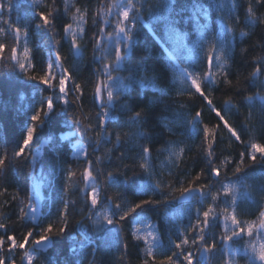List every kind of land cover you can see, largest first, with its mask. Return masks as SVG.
<instances>
[{
    "label": "trees",
    "instance_id": "trees-1",
    "mask_svg": "<svg viewBox=\"0 0 264 264\" xmlns=\"http://www.w3.org/2000/svg\"><path fill=\"white\" fill-rule=\"evenodd\" d=\"M115 0H70L72 11L76 7L87 9V20L85 28L87 36L81 42L82 53L74 55V50L70 49V44L62 40L63 23L69 21V16H64V0H55L57 11V23L53 32L37 31L34 27L35 17L31 7V0H12L13 8L9 12L7 8L3 12L5 19H11L15 24L22 27L19 51H23L25 42L23 25L27 22L31 25L27 45L31 49L35 71L29 70L30 74H40L41 69L49 59L55 58L56 54L61 55L63 68L68 69L74 77L75 82L81 83L84 88L83 103L80 107L69 105L67 111H61L62 106L58 105L56 112L44 126L37 125V132L34 134V142L30 146V151H26L21 158L12 155V150L22 141V136L26 132L27 126L31 123L30 115L35 107L40 106L42 96L50 94L51 90H46L43 85L36 81L28 80L17 68L13 69L7 65L10 63V52L7 50L0 54V158H5L6 165L0 171V223L8 226L9 234H14L18 239L28 231L33 230L34 236L39 237L42 227L49 222L63 226V221L59 219V214L64 210V202H67V230L62 235H54L46 245L39 246V250L34 253V264H141L146 259L143 249L146 247L142 241L134 239L132 233L134 229L139 230V235H145V226L151 225L158 238L157 255L160 251L172 249L171 241H178L181 232L188 229L190 225L196 223L197 208L205 210L211 203V194L208 192L203 202L195 197L185 203H177L180 193L176 189L187 187L189 182L198 172L203 170L204 175L198 183L212 184V191L220 190L225 183L235 185L234 195L237 197L236 215L242 222L256 221L258 223V212L264 207V194L261 193V186H264V163L252 164L245 159V173L235 174L236 163L239 162V153L244 150L243 145L234 141L230 144V134L221 124L217 130L218 136L214 153V164L220 166V177L210 175L212 165L207 163V157L203 151L202 130L198 134H191L184 126L183 121L194 115L193 109L202 110L203 123L211 126L217 124L214 113L208 111L207 105L202 103V98L195 95L189 98L187 95H180L189 85L181 83L183 77L182 70H189L193 63L194 56L198 53L203 56L204 52L197 49V53L189 52L186 48L176 50L172 43H163L166 39L164 34V24L154 17L161 15V10L156 5L159 0H135L136 4L143 5V19L137 22L133 30V40L127 50L122 46L124 60L112 72L114 79L110 81L112 90L121 92V83H128L130 75L134 74L137 81L144 78L150 80L153 75L160 79L157 81L158 87L164 88L167 95L163 98V103L157 104L154 109L155 115L148 119L139 129L136 125L127 123L131 113L124 111L120 107V101L109 106V119L106 122L108 132L107 139L101 138L99 147L90 142L85 136L63 138L64 133L73 132L74 126L68 123L73 113L81 119L82 124L97 123L95 117L100 110L94 99V82L104 79L102 75L101 57L103 52H94L91 43L93 34L97 28L93 27V16L98 11L99 4H112ZM195 0H173L176 5V12L173 15L183 13L184 19L181 23L180 31L189 35V44L196 40L199 33L196 31V24L189 25L187 15L191 11V3ZM204 3H211V0H203ZM225 5L229 0H217ZM250 0H236L238 7L236 13L240 23L236 24V16L231 19L223 12L215 9L209 13L206 21L212 30L205 40V49L208 48V41H212L213 32H220L223 26L234 28V33L229 35L231 50L228 52L227 74L231 81V87L223 82L224 73L217 70L216 79L218 85L211 91L210 98L214 105L223 111L225 101L231 99L234 105L230 111L224 112L230 124L237 127L248 126L254 129V136L251 133L241 132L242 139L250 143V136L255 142L264 143V113L260 110L259 101L254 102L253 107L245 102L246 96H256L257 93L264 95V73L255 82L250 78V73L256 66V61L264 57V24L257 22L254 26L248 25L245 19L246 7ZM254 4V0H251ZM53 0H44L45 5H50ZM19 5V8L16 5ZM40 10H46L41 8ZM101 13L105 9H99ZM20 17L18 20L17 17ZM134 13L130 12V16ZM256 15H264V5L256 7ZM223 16V21L221 20ZM115 23L117 15H101L99 26L105 27L108 32L113 29L103 23L104 20ZM201 23L204 19L201 18ZM75 26V25H74ZM189 28L191 31L189 32ZM153 29L161 37L156 39ZM245 32L247 35L241 36ZM55 40H62L60 45L55 44ZM3 38L0 37V42ZM106 39L104 40L105 45ZM111 55L108 60H114V49L109 50ZM172 52L174 62L169 61L168 55ZM82 55V58H81ZM113 66V65H112ZM199 67V65H197ZM264 68V63L260 64ZM60 71V69H58ZM57 71V73H59ZM72 80L68 84L71 87ZM140 93L138 96L137 93ZM75 95V93H73ZM159 97L158 92H154L151 87L141 89L138 84L134 89L129 90L127 95L121 96V100L129 101L133 110H138L149 99ZM72 99V96H69ZM106 101V94H105ZM181 103L185 106L180 107ZM167 106V110H165ZM166 117L167 119H163ZM118 121L119 123H116ZM167 125V127H165ZM168 129H171L169 131ZM146 133V136H138L137 133ZM121 136L117 142L116 135ZM93 141L96 132L91 133ZM78 139L85 144L88 159L92 163V171L96 177L95 182L98 191L101 193V202L98 209L93 211H103L108 209L109 215L115 211V203L129 206L144 199L158 201L137 210L125 221L97 233L93 222L88 219L91 206L86 203V188L81 171L85 166V157L75 158L72 155V140ZM149 146L151 150L150 164L155 172V179L151 182L161 183L160 189H152L145 193L138 186L149 184L148 176L139 168V154L143 146ZM182 150V151H181ZM39 152V154H38ZM35 155V163L32 162ZM59 157V162L57 160ZM100 157L99 162L96 158ZM225 157L232 160L231 164L221 162ZM63 169L62 171L60 169ZM71 170L76 172L72 180L67 179V173ZM113 172V179H108V173ZM124 174L131 178L130 185H122L121 180ZM39 181V217L36 222L26 219L21 223L19 209L28 203L27 197L31 194L34 181ZM218 180V182H216ZM151 186V185H150ZM67 188V192H65ZM247 193V195H245ZM16 199H13V197ZM112 197L108 202L105 198ZM251 197V198H249ZM23 201V204L21 203ZM167 201V203H166ZM219 208H231V195L226 198L222 192L217 202ZM96 217H93L95 220ZM102 219V218H101ZM79 221V223H77ZM211 228L206 230L208 242H212L215 237L216 250L210 254L197 251L195 246L189 245L195 256L194 264H224L228 256L223 250L229 248L240 251L234 257V264H247V256L243 248L249 237H244L238 244L230 241L227 246L221 243L220 236L224 232L222 219L211 221ZM38 224L39 226L34 227ZM145 225V226H144ZM230 226V222H229ZM2 231V230H0ZM151 240V238H150ZM26 245V251H31L37 247L31 244ZM81 241H84L81 247ZM91 242V243H89ZM96 244L93 250L92 244ZM77 248L74 254L71 249ZM6 250V249H5ZM16 264H22L19 252L13 254Z\"/></svg>",
    "mask_w": 264,
    "mask_h": 264
},
{
    "label": "snow or ice",
    "instance_id": "snow-or-ice-1",
    "mask_svg": "<svg viewBox=\"0 0 264 264\" xmlns=\"http://www.w3.org/2000/svg\"><path fill=\"white\" fill-rule=\"evenodd\" d=\"M146 2V0H145ZM178 3V0H177ZM254 4L249 2L246 7L245 19L248 25L254 26L257 22L264 24V15H256V7L264 5V0H254ZM19 8V5H16ZM31 7L33 9V15L36 18L34 22V27L37 31L53 32V29L57 23V11L55 0L50 5H45L44 0H31ZM65 12L64 16H69V21L63 23V33L64 36L62 40H66L70 44V49L76 50L82 53L81 42L84 37L87 36V30L85 28L87 20V9H81L76 7L75 11H72V4L70 0H64ZM155 7L161 10V15L155 16L154 18L158 21H162L164 24V34L166 39L162 42L172 43L176 50L180 48H186L189 52L197 53V49L200 52H204L201 56L198 53L193 58V63L189 70H182L183 77L181 83H187L189 87L179 92L180 95H187L189 98L194 97L198 94L202 98V103L207 105L208 111L214 113L217 119V124L211 126L207 123H203L202 110L193 109L194 115H190V118H186L183 123L184 126L193 135L198 134L202 130V140H203V151L207 157V163L212 165L210 168V175L213 177H220V166L214 164V153L217 141L218 132L220 125L227 130L230 134L229 140L231 147L232 140L243 145L244 150L239 153V162L236 163L234 169V175L245 173L244 162L245 159L250 161L252 164L257 162L264 163V143L255 142L252 138L254 136V129L252 127L243 126L240 130L233 124H230L224 112L230 111L234 105L231 104V99L225 101V108L222 110L218 109L213 100L210 98L211 91L218 85L219 81L216 79L217 70H221L224 73L223 82L225 85L231 87V81L227 74V60L228 52L231 50V41L229 35L234 33L233 27L223 26V30L220 32H213L212 41H208V48L205 49V40L209 32L212 30L209 28L206 22L209 18V13L211 10L215 9L217 11L223 12L225 15L231 19L234 15L236 16V24L240 23L239 16L236 13L238 4L236 0H229V4L225 5L223 2H217V0H211V3H204L203 0H195L191 3V11L187 15V20L189 25L193 22L196 24V31L199 33L196 40L191 41L189 44V35L183 31H180L181 23L184 19L183 13L173 15L176 12V5L173 0H159V4ZM10 12L13 8L12 0H0V37L3 41L0 42V54L5 53L6 46H9L7 50L10 52L9 61L7 65L10 68H17L19 71L30 81H36L40 85H43L46 90H51L50 94L47 96H42L40 100V106L34 107L35 110L30 115L31 123L27 126L26 132L22 136V141L17 145L16 148L12 150V155L16 158H21L25 155L26 151H30V146L34 142V134L37 132V125L44 126L47 120L52 117L56 112L57 106H62L61 111H67L69 105H77L80 107L83 103L84 88L81 83L75 82L74 77L71 75L68 69L63 68L62 57L59 54L55 55L54 60L49 59L46 65L41 69L40 74H30L29 70L35 71V64L33 63V57L31 55V49L27 45V37L31 28V25L27 22L23 25V32L25 37V42L23 45V51H19L20 36L22 27L15 24L11 19H5L3 17V12L5 9ZM45 8L46 10H40ZM99 9H105L103 13ZM113 9H119L117 19L114 24L109 20H104V24H108L112 27L113 31L108 32L105 36V27L99 26L101 15H112ZM130 12L134 15L130 16ZM143 5L136 4L135 0H116L112 4H99L98 11L93 16V27L97 28V32L93 34L91 43L94 52H103L104 55L101 57L102 64V75L104 79L96 80L94 82V92L93 96L96 101L100 104V110L97 112L95 117L97 123L92 124H82L81 119L77 118L76 114L73 113L68 123L74 126V131L70 132L69 135L72 137L79 136L84 138L87 136L88 140L99 147L101 143V138L107 139L106 133L108 132L106 126V119L109 117V106H113L117 101H120V107L131 113L128 117L127 123L136 125L139 129L148 119L152 118L155 113L151 111L157 104L163 103V98L167 95L164 88L158 87L157 81L160 79L156 75H153L150 80H145L141 78L139 81L136 80L135 75L132 74L128 78V83H121V92L116 93L112 90L110 81L114 79L112 76V71H114L112 65L119 67L120 63L124 60L122 55L121 44L125 50L129 48L130 42L133 40V30L137 26V22L143 19L142 16ZM201 18L204 19V23H201ZM17 19L20 17L18 15ZM223 21V16H221ZM75 25V26H74ZM191 29L189 28V32ZM113 34L116 37V46L114 48V60L110 62H104L108 60L111 52L104 45L105 39H111ZM153 35L156 39L161 37L153 29ZM241 36L247 35L245 32L240 33ZM121 37L123 40L121 41ZM62 40H55V44L60 45ZM82 58V55H81ZM168 59L174 62V55L172 52L169 53ZM264 63V57H260L256 61V66L250 73V78L253 82L264 73V68L260 67V64ZM199 65V67H197ZM54 69H60L59 73L54 71ZM72 80L71 87L68 82ZM264 86V82H260ZM138 84L139 88L144 89L151 87L154 92L159 93V97L156 99H149L143 103L138 110H133L131 103L129 101L121 100V96L127 95L129 90L135 88ZM75 93V95H73ZM106 94V101L104 96ZM139 96L140 93L138 92ZM72 96V99H69ZM245 102L249 107L254 106L255 101H259L260 110L264 113V95L257 93L256 96H246L244 98ZM185 105L181 103L180 107L183 108ZM167 110V106H165ZM163 119H167L164 117ZM116 123H119L116 121ZM264 126V124H262ZM167 127V125H165ZM171 131V129H168ZM96 132V138L93 141L91 133ZM241 132L251 133L250 143L245 142L242 139ZM138 136H146V133H137ZM116 140L119 142L121 136L116 135ZM75 152L79 155L84 152L85 156V166L82 168L81 177L85 184L88 186L90 182H93L96 177L92 171V161L88 159V153L84 150V145L77 140L73 145ZM182 151V150H181ZM151 150L149 146H143L139 154L140 164L139 168L143 173L148 176L149 184H144L138 186V188L145 193L152 191V189H160L161 183L151 182L155 179V172L150 164ZM36 157L33 155L32 162L35 163ZM59 162V157H57ZM99 162L100 157L96 158ZM232 160L225 157V160L221 162V166L224 164H231ZM6 165L5 158H0V171H3ZM63 170L62 168L60 169ZM246 174V173H245ZM77 174L71 170L67 173V179L72 180ZM113 172L108 173V179L111 180L114 177ZM204 175L203 170L198 172L192 181L189 182L187 187H180L176 189L180 193V198H184L186 195H190L193 192L199 195L195 197L198 201L203 202L208 192L211 194V203L208 207L201 211L197 208V220L196 223L190 225L188 229L181 232V238L178 241H171L172 249L170 254L168 251H160L159 256L157 255V236L151 231V225L149 224L148 230L144 236L139 235V230H133V237L138 242L142 241L146 246L143 251L145 256L141 264H194L195 256L189 245L195 246L197 251L210 254L216 250L217 245L215 242V237L212 238V242H208V237L206 236V230L210 229L212 224L211 221H216L222 219L224 232L220 236V241L222 244L227 246L230 241L238 244V242L245 236L249 238L255 237V239H250L245 242L243 251L247 256V264H264V207H261L258 212V223L256 221H244L242 222L238 219L236 215V204L237 197L234 195L235 185L231 183H225L222 185L220 190L212 191V184L198 183L201 181ZM218 182V180L216 181ZM122 185H130L132 183L131 178L124 174V179L120 181ZM151 185V186H150ZM92 191L86 194V203H89L91 210L89 211L88 219L93 222L94 229L97 233L105 232L107 229L103 225H107L109 228L115 226L116 224L125 221L129 216L137 213V210L143 209L145 206L159 203L158 201H153L151 199H144L134 205L125 206L121 203H115V211L109 215V211L105 208L103 211H93L98 209L101 202V193L97 191L95 183L91 184ZM261 193L264 194V186H261ZM67 192V188H65ZM221 192L224 197L228 198L231 195V208L229 211L228 207L220 208L217 212L216 209L219 208L217 203ZM247 195V193L245 194ZM251 198V197H249ZM13 199H16L14 196ZM108 202L112 201V197L105 198ZM28 203L25 207L19 209L20 221L23 223L24 220L29 219V211L31 209V219L35 220V207L33 206L31 200L32 197L29 195L27 197ZM23 204V201H21ZM167 203V201H166ZM67 209L68 204L64 202V210L59 214V219L63 221V226L56 225L54 222H49L46 226L42 227L39 237L31 239L34 236L33 230L26 231L22 238L18 239L14 234H9L8 226L0 223V264H16L14 253L19 252L22 264H34V253L39 250V246L46 245L47 242L51 240L54 235L62 236L67 230ZM96 217L93 220V217ZM102 218V219H101ZM230 222V226H229ZM79 223V221H77ZM39 226L38 224L34 227ZM151 238V240L149 239ZM31 242L32 245L37 246L31 251H26V245ZM91 243V242H89ZM84 241H81V247H83ZM93 250H96L97 245L92 244ZM6 249V250H5ZM71 251L75 254L78 249L72 248ZM240 251L239 247L235 250L225 248L223 250L224 255L228 256L229 259L224 261V264H234V257ZM94 264V262H93Z\"/></svg>",
    "mask_w": 264,
    "mask_h": 264
},
{
    "label": "rangeland",
    "instance_id": "rangeland-1",
    "mask_svg": "<svg viewBox=\"0 0 264 264\" xmlns=\"http://www.w3.org/2000/svg\"><path fill=\"white\" fill-rule=\"evenodd\" d=\"M116 2V0L114 1V3ZM118 11H119V9H113V14L115 15V13H118ZM107 20V19H106ZM106 26L108 25V24H105ZM109 26V25H108ZM121 39V41L123 40V37H121L120 38ZM105 45L107 46V48L110 50V49H114L115 48V46H116V37H115V34H113V36H112V38L111 39H106V42H105ZM123 46V44H121V47ZM113 67V69H114V71H115V69H116V67H115V65H113L112 66ZM54 71H59L58 69H54ZM114 71H112V72H114ZM104 99H105V96H104ZM96 103L98 104V105H100L99 104V102L98 101H96ZM63 138H68V137H70V135H69V133H64V134H62L61 135ZM77 140L78 139H74V140H72V155H73V157H75V158H83V157H85L84 156V152H81L79 155H77L76 154V152H75V149H74V147H73V145L77 142ZM79 142L81 143V144H83L84 145V150L86 151V147H85V144L82 142V141H80L79 140ZM38 154H39V152H38ZM92 183H95L96 184V182H95V180L93 181V182H90L89 183V185L88 186H86V188L89 190V192L90 191H92V188H91V184ZM96 187H97V185H96ZM97 191H98V187H97ZM31 197H32V200H31V202H32V204H33V206L35 207V217H36V219L35 220H33V219H31V215H32V213H31V209H28V211H29V219L30 220H32L33 222H36L37 221V219H38V217H39V202H40V192H39V181L37 180H35L34 182H33V186H32V190H31ZM145 226V225H144ZM148 225H146L145 226V233H146V231L148 230V227H147ZM151 231L154 233V231H153V229L151 228ZM155 234V233H154ZM150 239V238H149ZM257 264H259V262L257 261Z\"/></svg>",
    "mask_w": 264,
    "mask_h": 264
},
{
    "label": "water",
    "instance_id": "water-1",
    "mask_svg": "<svg viewBox=\"0 0 264 264\" xmlns=\"http://www.w3.org/2000/svg\"><path fill=\"white\" fill-rule=\"evenodd\" d=\"M80 54V52H77L76 50H74V55L76 57H78ZM107 99V97H106ZM99 108H100V105H99ZM109 117L106 119L105 123L108 121ZM199 194L198 193H195L193 192L192 194L190 195H186L184 198H180V196L177 198V203H185V202H188L190 200H192L194 197H197Z\"/></svg>",
    "mask_w": 264,
    "mask_h": 264
}]
</instances>
